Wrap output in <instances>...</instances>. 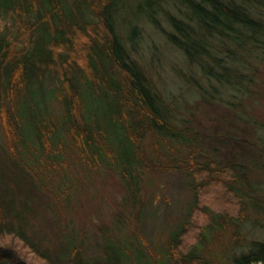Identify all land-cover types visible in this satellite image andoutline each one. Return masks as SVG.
Returning a JSON list of instances; mask_svg holds the SVG:
<instances>
[{
    "label": "trees",
    "instance_id": "trees-1",
    "mask_svg": "<svg viewBox=\"0 0 264 264\" xmlns=\"http://www.w3.org/2000/svg\"><path fill=\"white\" fill-rule=\"evenodd\" d=\"M146 26L163 33L195 73L222 86L241 89L244 77L253 79L264 60V0H0V121L6 140L22 150L36 138L41 150L56 159L58 153L51 145L64 129L91 166L113 155L123 172H128L141 163L140 143L148 133L168 159L174 151L170 169L192 177L196 199L205 196L203 191L199 195L198 188L204 175L202 185L211 194L207 197H214L219 207L212 209L211 217L224 218L235 206L231 195L227 199L215 192L220 181L210 182L218 176L213 171L216 159L210 157L217 147L212 135H204L206 141L211 139L210 155L193 148L198 133L184 125V117L174 121L176 106L154 88L148 64L140 55ZM45 78L51 86L44 85ZM51 99L61 105L62 128L49 115ZM227 138L220 136L223 142ZM184 147L188 155L174 157ZM198 155L211 158V173L207 174L208 160ZM216 162L223 171L228 169L226 163ZM234 165L232 171L238 177L242 164ZM7 194L0 188V211L5 206L14 219L6 222L0 217V233H14L41 258L91 264L81 242L65 244L55 257L40 250L23 223L27 204L17 210ZM221 229L207 224L202 239H215ZM184 234L183 229L173 232L162 253L169 262L162 263L210 264L195 247L179 251ZM109 249L103 261L93 264H131L122 248L112 245ZM141 258L136 264L145 262ZM227 258L231 264H264V240L252 241L245 251ZM0 264L29 263L0 246Z\"/></svg>",
    "mask_w": 264,
    "mask_h": 264
},
{
    "label": "rangeland",
    "instance_id": "rangeland-1",
    "mask_svg": "<svg viewBox=\"0 0 264 264\" xmlns=\"http://www.w3.org/2000/svg\"><path fill=\"white\" fill-rule=\"evenodd\" d=\"M143 36L141 58L148 64L150 79L161 98L176 106L174 121L184 117V125L198 133L192 147L199 153L212 151L208 146L211 139H204V135H212L218 151L208 154L227 164L228 169L223 171L214 161L217 168L213 171L218 176L210 182L220 181L215 190L218 196L233 197L235 207L231 212L213 219L212 209L217 211L219 207L214 197H207L211 194H206L208 186L202 185L204 175L198 188L199 195L200 191L206 193L196 199L192 177L170 169L174 151L168 159L148 133L140 143L141 163L123 172L121 162L113 155L91 166L64 129L51 145L58 159L47 156L36 138L16 150L9 146L0 121V188L17 210L27 204L23 223L28 236L51 257L60 254L65 244L76 241L83 244L85 259L91 264L103 261L112 245L122 248L131 264L138 263L139 256L145 258L142 264H164L165 260L169 262L162 254L164 244L173 232L183 229L180 252L195 247L210 264H231L227 257L245 251L252 241L264 240V60L253 79L244 77L242 88L237 89L195 73L182 52L157 29L146 26ZM44 85L51 86L48 78ZM49 108L52 120L62 128L60 103L51 99ZM223 134L228 136L227 141L220 139ZM175 147L172 149L181 148ZM179 151L174 157L185 158L189 153L188 147ZM200 156L208 160L206 165H212L211 158ZM239 162L242 168L239 174L236 171L237 177L232 170ZM4 209L0 211L1 221L3 217L6 222L14 219ZM207 224L224 229L218 230L215 239L206 240L209 242L202 239ZM0 246L14 250L29 264L70 262L39 257L14 233H0Z\"/></svg>",
    "mask_w": 264,
    "mask_h": 264
}]
</instances>
